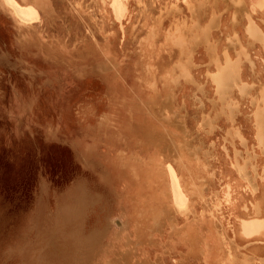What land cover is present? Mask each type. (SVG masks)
Here are the masks:
<instances>
[{
    "label": "rangeland",
    "instance_id": "obj_1",
    "mask_svg": "<svg viewBox=\"0 0 264 264\" xmlns=\"http://www.w3.org/2000/svg\"><path fill=\"white\" fill-rule=\"evenodd\" d=\"M243 8L264 36V0H0V264H264Z\"/></svg>",
    "mask_w": 264,
    "mask_h": 264
},
{
    "label": "bare ground",
    "instance_id": "obj_2",
    "mask_svg": "<svg viewBox=\"0 0 264 264\" xmlns=\"http://www.w3.org/2000/svg\"><path fill=\"white\" fill-rule=\"evenodd\" d=\"M242 12L244 13L245 17H247L248 19V23L245 26L247 37L251 38L254 41L261 42L263 44L264 36L262 35V32L257 27V25L251 20L249 13H247L244 8L242 9ZM178 41L184 44L186 48V44H187L186 39L179 38ZM234 42H236L235 38H229V43L233 44ZM236 53L237 55H240V54L244 55L245 58L249 60L248 62L252 64V62L248 58V55L246 54L242 46L239 47V50L236 51ZM223 67L224 69H222L221 66L219 65L217 69L218 70L217 73L213 75V79H214L215 86H216V93L218 95V98L222 106L226 107L230 111H233L235 104L229 98L230 94L235 88H238L237 90H240L242 92H246L249 90V87L241 79V74H240L241 65L239 64V61H234L230 59L227 53L225 54V62L223 64ZM183 71L186 75L189 74L188 69L185 65L183 67ZM238 77H240V81L237 82V80H239ZM237 83L239 84L237 85ZM262 102L264 104V99L262 100ZM257 128H258L257 139L259 141V144L264 147V107H263V111L257 115ZM233 140H238L241 144L244 145V139L242 135L238 133H234ZM237 156H240V153L235 151V158ZM245 163H247V161H245ZM237 168L241 176H244V175L247 176V173L245 172L243 167L239 168V166L237 165Z\"/></svg>",
    "mask_w": 264,
    "mask_h": 264
},
{
    "label": "crops",
    "instance_id": "obj_3",
    "mask_svg": "<svg viewBox=\"0 0 264 264\" xmlns=\"http://www.w3.org/2000/svg\"><path fill=\"white\" fill-rule=\"evenodd\" d=\"M251 66L253 65V64H250ZM249 91V90H248ZM248 91H246V92H242V91H240V90H238V92L241 94V95H244L245 93L246 94H248ZM264 107V106H263ZM263 107L262 108H258L257 110H256V112H255V116H254V125H255V128H256V136H257V131H258V128H257V115L259 114V113H261L262 111H263ZM234 133H238V134H240L238 131H235ZM241 135V134H240ZM234 141V140H233ZM235 141H238V140H235ZM258 143H259V141H258ZM238 152V151H237ZM234 155H235V150H234ZM239 166V168H241L242 166H240V165H238ZM236 167H237V165H236ZM237 172L239 173V171H238V168H237ZM240 174V173H239ZM245 176V175H244Z\"/></svg>",
    "mask_w": 264,
    "mask_h": 264
}]
</instances>
